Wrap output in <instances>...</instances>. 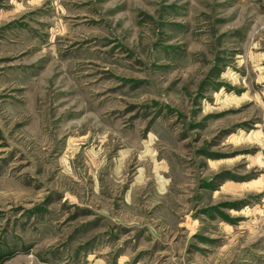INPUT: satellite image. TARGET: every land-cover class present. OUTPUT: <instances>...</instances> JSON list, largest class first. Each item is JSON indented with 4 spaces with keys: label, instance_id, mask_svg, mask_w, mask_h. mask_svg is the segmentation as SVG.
<instances>
[{
    "label": "rangeland",
    "instance_id": "1",
    "mask_svg": "<svg viewBox=\"0 0 264 264\" xmlns=\"http://www.w3.org/2000/svg\"><path fill=\"white\" fill-rule=\"evenodd\" d=\"M3 264H264V0H0Z\"/></svg>",
    "mask_w": 264,
    "mask_h": 264
},
{
    "label": "trees",
    "instance_id": "2",
    "mask_svg": "<svg viewBox=\"0 0 264 264\" xmlns=\"http://www.w3.org/2000/svg\"><path fill=\"white\" fill-rule=\"evenodd\" d=\"M5 261H7V257L6 258H1L0 259V264H3Z\"/></svg>",
    "mask_w": 264,
    "mask_h": 264
}]
</instances>
